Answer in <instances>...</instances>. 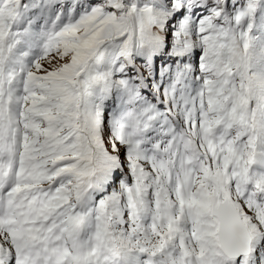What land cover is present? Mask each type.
<instances>
[{
	"label": "snow or ice",
	"instance_id": "obj_1",
	"mask_svg": "<svg viewBox=\"0 0 264 264\" xmlns=\"http://www.w3.org/2000/svg\"><path fill=\"white\" fill-rule=\"evenodd\" d=\"M0 264H264V0H0Z\"/></svg>",
	"mask_w": 264,
	"mask_h": 264
}]
</instances>
